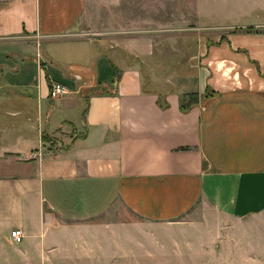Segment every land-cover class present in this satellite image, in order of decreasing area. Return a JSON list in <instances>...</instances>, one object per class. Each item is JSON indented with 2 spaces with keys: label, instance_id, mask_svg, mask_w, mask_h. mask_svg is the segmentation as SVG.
I'll return each mask as SVG.
<instances>
[{
  "label": "crops",
  "instance_id": "0c3cea01",
  "mask_svg": "<svg viewBox=\"0 0 264 264\" xmlns=\"http://www.w3.org/2000/svg\"><path fill=\"white\" fill-rule=\"evenodd\" d=\"M91 1L0 0V264L264 260V0H199L191 60Z\"/></svg>",
  "mask_w": 264,
  "mask_h": 264
},
{
  "label": "rangeland",
  "instance_id": "374dc122",
  "mask_svg": "<svg viewBox=\"0 0 264 264\" xmlns=\"http://www.w3.org/2000/svg\"><path fill=\"white\" fill-rule=\"evenodd\" d=\"M198 1L199 0H113V6L114 9L117 10V12H120L121 9H123V11L125 10V14L128 13L130 17V21H133L136 25H142L141 27L146 29L147 32L159 33L160 30L155 32V30L153 29L158 28V25L161 23L167 24V26H165L163 30L167 31V34H172L174 37L170 40L164 39V41L166 42L164 46H167L168 44L177 45V47H179V49L177 48L179 52L181 50L180 55H183V50L189 49V60H191V57L193 56V54H195L199 39V33L197 32L198 29H196L195 25H190L193 19L191 16L192 14H195V9L197 7L196 5ZM227 1L218 0L216 4V11L218 13H222L232 6V3H226ZM237 1L238 6L240 5L243 10L246 11L248 9L249 6L247 4V1H245L244 3L240 2L239 0ZM90 2L92 1L90 0ZM92 5L93 2L90 4L88 12H92ZM188 11L189 26H187L185 23ZM176 21H178V23L170 24L171 22ZM251 21L253 20L245 19L241 23H251ZM182 23V28L176 29L180 27ZM218 29L206 28L204 30L207 32L204 33L205 35L209 34V37H207L212 43L214 42L213 40L220 38L219 33H214L217 32ZM219 30L223 29L220 28ZM187 43L188 47L185 48V44ZM184 53L187 57V53ZM179 58L183 60L186 59L184 58V55L183 58ZM189 70H192V68L189 67ZM244 257V254H240L238 252L235 255V252L233 250H229L227 252L226 264H264V260H261L260 257L258 261H246Z\"/></svg>",
  "mask_w": 264,
  "mask_h": 264
},
{
  "label": "built area",
  "instance_id": "2783aa9c",
  "mask_svg": "<svg viewBox=\"0 0 264 264\" xmlns=\"http://www.w3.org/2000/svg\"><path fill=\"white\" fill-rule=\"evenodd\" d=\"M70 93L68 87L57 82H51L49 86V96L51 98H57ZM11 238L15 243H20L24 239V233L21 229H14L11 231Z\"/></svg>",
  "mask_w": 264,
  "mask_h": 264
},
{
  "label": "trees",
  "instance_id": "16d2710c",
  "mask_svg": "<svg viewBox=\"0 0 264 264\" xmlns=\"http://www.w3.org/2000/svg\"><path fill=\"white\" fill-rule=\"evenodd\" d=\"M181 109L182 110H186V107H185L184 103L181 105Z\"/></svg>",
  "mask_w": 264,
  "mask_h": 264
}]
</instances>
